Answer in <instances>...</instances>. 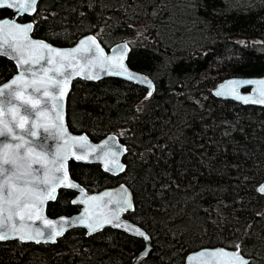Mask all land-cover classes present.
Segmentation results:
<instances>
[{
  "label": "trees",
  "instance_id": "obj_1",
  "mask_svg": "<svg viewBox=\"0 0 264 264\" xmlns=\"http://www.w3.org/2000/svg\"><path fill=\"white\" fill-rule=\"evenodd\" d=\"M0 8V17L9 14ZM34 37L58 46L94 33L103 46L126 40L128 65L154 90L119 77L76 78L66 102L71 131L108 133L126 145L117 175L69 161L87 190L125 183L124 214L150 237L138 264H182L204 246L238 248L264 264V106L217 98L229 76L264 74V0H39ZM16 70L0 55V83ZM75 191L59 189L49 216L71 214ZM142 239L111 227L67 230L54 243L0 241V264H131Z\"/></svg>",
  "mask_w": 264,
  "mask_h": 264
},
{
  "label": "water",
  "instance_id": "obj_2",
  "mask_svg": "<svg viewBox=\"0 0 264 264\" xmlns=\"http://www.w3.org/2000/svg\"><path fill=\"white\" fill-rule=\"evenodd\" d=\"M39 0H35V4L26 13H18L15 8H7L10 12L8 15L0 17V22L8 20L10 23L14 22L21 27L31 25L30 30L27 33V42H24L21 34L13 30H2L0 31V55L5 56L11 60L16 70L6 80L0 83V90H3V95H0V120H8L10 127H13L17 135H23L24 139L28 141V147L33 150L32 159L39 158L43 161L41 164H32L31 174L27 177L30 181L28 187L34 188L38 193H47L55 188L52 198H46L42 204H38V213L33 212L32 218L20 220L19 216H14L11 221H7L5 217L0 216V234H6L7 240H18L25 243H54L60 238L67 230L72 228H82L85 230L86 235L93 234L102 230L104 227H111L124 231L125 233L139 237L144 242V247L132 258L131 264H138V260L141 257H145L150 250V237L148 233L140 227L138 224L132 222L129 218L125 217L124 214L134 209L132 193L128 186L120 182L113 186H105L97 190H87L78 181L73 179L69 172V161L73 160L82 163H97L101 169L109 174L117 175L125 169V163L123 162V155L126 153V145L120 141L117 134L111 132L101 137L98 140H92L85 132H74L71 131L67 124L66 118V102L67 96L71 88V83L74 79L80 78L89 81H96L103 77H119L137 85L146 88V96H149V92L154 90L153 80L145 73L132 69L128 63L127 58L130 51V45L126 40L117 41L106 48L99 41L98 37L91 32L85 33L77 38V40L67 46H58L51 42L43 39L34 37L32 35L33 22L32 20L20 21L18 17L28 15L31 16L36 11V6ZM3 3H11L13 0H0ZM23 2V0H18ZM15 13V15H14ZM11 31L12 34H8ZM91 37L95 41H89ZM7 40V43H5ZM81 41H87L83 46L84 49H91L90 51H80L74 54L72 64L74 67H67V61H64L63 67L59 63V58H56L57 63H47V50H41L38 48L31 47L30 42H40L47 44L49 47L54 48L60 52H71L73 49L81 47ZM25 44L23 56L15 52L13 49L17 44ZM127 46L125 50L124 46ZM11 46V47H10ZM98 46V47H97ZM7 52V54H4ZM43 53L45 56L44 60H40L38 64H18L19 59H32L38 58ZM97 56L101 57V60H97ZM123 56L122 63L127 68L129 73H132L134 78L129 79L128 76L117 74L121 71L117 64V59ZM111 57V60L107 58ZM26 68H31L32 71L37 73L36 76L32 75V71H24ZM61 68L63 75L58 74L56 71L51 69ZM42 69H50L47 72V76L52 77L55 80L67 81V91L65 94L56 102L58 105V111L61 113L62 119L56 121L53 119L55 116V110L53 109V102L43 95L44 88L41 87L39 92H34L31 86V81H39L45 73ZM79 74H76V73ZM16 84L12 81L16 80L17 77H21ZM70 77V79H69ZM144 78H147L149 83L144 82ZM261 81L264 80V74L260 76H229L220 80L211 89L214 96L224 100H233L242 104L264 106V103H258L261 98V91L264 90V85L257 83L253 84H231L230 82L239 81ZM28 82V85H25ZM5 85H10V89H6ZM225 89L226 94L218 95L217 93L221 89ZM234 89L235 95L227 94V92ZM59 87H52L49 85L48 91L53 95L59 96ZM9 91H15L20 94L23 99H16L15 96H10ZM237 96L248 97L247 101L237 99ZM24 100H30L32 102H38L37 107L34 109L31 103H24ZM11 109V111H9ZM47 112V117L39 115L40 112ZM15 117V121H13ZM20 117H25L27 123L25 129L15 127V124L20 122ZM33 121L37 124V127L33 129ZM62 124L66 130V135L61 136L58 131V125ZM2 127V125H0ZM45 127L48 131H45ZM31 131L37 133L36 136H31ZM68 137H75L77 140L80 137H84V142H74L69 140L66 144L65 141ZM0 141L5 143L15 144L18 141L12 139L11 136L0 137ZM57 150L67 153V159L63 161L64 167L61 171H55L58 164L52 163L56 158ZM24 149H21V153ZM75 153V155H73ZM3 154V143H0V156ZM37 154L39 156L37 157ZM76 156H82L83 159H76ZM30 162V161H29ZM46 164V167H45ZM6 168H11L10 165H6ZM65 171L67 173V179L76 187H67L62 181L64 179ZM18 175L20 173H17ZM49 177V184L45 185L41 181L45 178V175ZM3 181V175L0 174V182ZM18 187H24L25 181H13ZM264 186V179L258 185V191L264 195V191H260L261 187ZM70 189L75 191V195L71 202L79 206L78 210L71 214H59L57 216H49L46 212L47 203L53 201L59 189ZM95 197L96 199H92ZM127 201V203H125ZM31 204V200L28 201ZM39 216V218H37ZM106 221H111L110 223ZM50 222V223H47ZM89 224L94 226V230L88 227ZM99 225V227H95ZM13 228L22 231H13ZM40 232L43 235L38 236L36 233ZM56 232H60V235H55ZM139 233H143L140 235ZM20 235H31L32 239H20ZM50 236H54V239H50ZM222 250L227 253H236L238 259H232L230 257H212L209 253L217 252ZM204 253V255H199ZM248 264L249 258L242 255L238 248H228L224 246H204L194 249L188 252L184 258L182 264Z\"/></svg>",
  "mask_w": 264,
  "mask_h": 264
},
{
  "label": "snow or ice",
  "instance_id": "obj_3",
  "mask_svg": "<svg viewBox=\"0 0 264 264\" xmlns=\"http://www.w3.org/2000/svg\"><path fill=\"white\" fill-rule=\"evenodd\" d=\"M35 4V0H23V2H18V0H13L11 3H3L0 2V7H7V8H15L18 13H26L30 8H32ZM15 15V13H14ZM31 25H26L24 27H21L20 25L12 22L10 23L8 20H4L3 22H0V31L2 30H15L17 33L21 34L22 39L24 42H27V33L30 30ZM8 34H12L11 31H8ZM89 41H92L94 44L95 41L93 38L89 37ZM5 43H7V40H5ZM87 43V41H81V47L73 49L71 52H60L54 48L49 47L47 44H43L40 42H30L31 47L38 48L41 50L46 49L48 56H47V63L52 65L57 63L56 58H59V63L61 64V67L65 66L64 61H67V67H74L72 64V60L74 59V54L76 52L90 51L91 49H84V45ZM11 47V46H10ZM25 44H17L14 47V51L23 56ZM98 47V46H97ZM125 50L127 49V46H124ZM4 54H7L5 52ZM45 56L43 53L39 55L38 58H32V59H19L17 61L18 64L25 65V64H38L40 60H44ZM108 60H111V57L107 58ZM97 60H101V57L97 56ZM123 56L119 57L117 59V64L119 68L121 69L120 72L117 74L120 75H127L129 79H133L134 76L132 73H129L127 68L124 67L123 63ZM102 63V60H101ZM53 71H56L58 74L63 75V72L61 71V68H54L51 69ZM24 71H32L31 68H26ZM42 71L45 73V75L39 80H33L31 81V86L33 88L34 92H39L41 87L44 88L43 95L45 97H48L53 102V109L55 110V116L53 117L54 120L59 121L62 119L61 113L57 110L58 105L57 101L65 94L67 91V81H59L55 80L52 77L47 76V72L50 71V69H42ZM76 74H79L78 72ZM32 75L36 76L37 73L35 71H32ZM23 73L21 74V77H17L16 80H13L12 83L16 84L20 79H22ZM70 79V77H69ZM145 83H149L150 81H147V78H144ZM257 83L260 85H264V80L261 81H239V82H230L231 84H253ZM25 85H28V82H25ZM51 85L52 87H59L60 93L59 96L53 95L49 93L48 87ZM6 89H10V85H5ZM218 95L226 94L225 89H221L220 92L217 93ZM227 94L235 95L234 89L227 92ZM0 95H3V90H0ZM10 96H15L16 99H23L18 92L15 91H9ZM149 95H151V92H149ZM261 96L264 97V90L261 91ZM237 99L245 100L247 101L248 97L243 96H237ZM258 103H264V98L259 99L258 101H255ZM24 103H31L32 108L37 107L38 102H32L30 100H24ZM11 111V109H9ZM39 115H44L47 117V112H40ZM13 121H15V117H13ZM27 123V119L25 117H20V122L18 124H15V127H18L20 129H25V124ZM0 137H8L11 136L13 140L18 141V143L11 144V143H5L3 141H0V143H3V154L0 156V174L3 175V181L0 182V216L5 217L7 221H11L14 216H19L20 220L23 221L25 219V214L27 215V218L31 219L33 212L39 211L37 208L38 204H42L43 200L46 198H52L53 193L55 191V188H52V191L45 193H38L35 191L34 188L28 187V184L30 181L27 179V177L31 174L32 164H41L43 161L39 158L32 159V152L33 150L28 147V141L24 139L23 135H17L13 129V127H10V122L8 120H0ZM33 129L37 127V124L35 121H33L32 124ZM45 131H48V128L45 127ZM58 131L61 136L66 135V130L63 128V125H58ZM31 136H36L37 133L35 131H31ZM74 141L77 143L84 142L85 138L80 137L78 140L75 137H68L65 143L67 144L68 141ZM21 149H24V152L21 153ZM75 155V153H73ZM39 154H37V157ZM82 156H76V159H83ZM67 159V153L62 152L60 150H57L56 158L52 161L54 164H58L59 166L56 167L55 171H61L64 167L63 161ZM30 161V162H29ZM6 165H10L11 168H6ZM46 167V164H45ZM17 173H20L19 175ZM25 181L24 187H18L13 181H19V180ZM43 184L47 185L49 184L50 180L47 174L45 175V178L43 181H41ZM67 187H76L75 184H72L67 179V173L65 171L64 179L62 181ZM260 191H264V186L259 189ZM92 199H96L93 197ZM31 200V204L28 203V201ZM127 203V201H125ZM39 218V216H37ZM110 223L111 221H106ZM50 223V222H47ZM88 227L90 229L94 230V226L92 224H89ZM95 227H99V225H96ZM13 231H22L17 230L13 228ZM38 236L43 235V233L37 232ZM140 235H143V233H139ZM55 235H60V232H56ZM6 234H0V240L7 239ZM50 239H54V236H50ZM20 239H32L31 235H20ZM199 255H204V253H200ZM212 257H230L232 259H238V255L236 253H227L223 252L222 250L217 252L209 253ZM242 264V262H241Z\"/></svg>",
  "mask_w": 264,
  "mask_h": 264
}]
</instances>
